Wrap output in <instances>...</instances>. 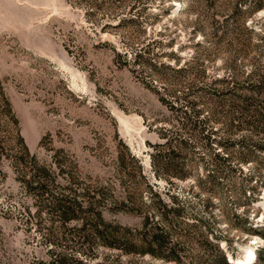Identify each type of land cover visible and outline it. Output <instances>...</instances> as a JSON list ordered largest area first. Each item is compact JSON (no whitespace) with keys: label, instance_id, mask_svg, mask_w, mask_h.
<instances>
[{"label":"rangeland","instance_id":"obj_1","mask_svg":"<svg viewBox=\"0 0 264 264\" xmlns=\"http://www.w3.org/2000/svg\"><path fill=\"white\" fill-rule=\"evenodd\" d=\"M263 72L264 0H0V264H264V125L215 92Z\"/></svg>","mask_w":264,"mask_h":264},{"label":"trees","instance_id":"obj_2","mask_svg":"<svg viewBox=\"0 0 264 264\" xmlns=\"http://www.w3.org/2000/svg\"><path fill=\"white\" fill-rule=\"evenodd\" d=\"M254 4V3H253ZM261 4L255 3V7H259ZM250 79V78H249ZM248 79V80H249ZM222 83L224 82V79L219 80ZM221 91H215L216 95L221 93H231L233 95L232 97V103L229 104V112H237L238 117L243 120L245 123H252V124H263L264 125V72L259 74L258 79H253L247 82L244 81L242 83L237 82L236 84L231 85L230 87H223ZM244 90V91H243ZM248 118V119H247ZM185 126L191 128V126H188L187 121L182 122ZM168 141V140H167ZM179 145H183L186 142L183 139H179L177 142ZM164 144V143H163ZM162 143H157L153 145V152H151L152 160L155 159L157 164L162 169L165 170H179L181 167H178L179 163L176 161L173 157L174 152L165 149H162ZM157 204L159 208L161 209V216L166 215L168 212H178L179 207L169 206L168 203L164 202L162 199H157ZM55 206L57 207L59 211L60 217L63 219L71 218L72 216H76V212L82 211L77 204V202L71 201V202H63V201H56ZM94 218V223H92V231L94 234H96L98 237L102 238L104 241L111 243V241H120L125 244V246H131L130 241H128V236L131 235L130 230L128 227L119 226V225H111L107 223L100 211H93L91 212ZM149 216L146 215L143 219V231H144V237L143 240L146 241L148 247L147 251L155 253L153 247L157 248H163L168 247L169 254L165 255L168 259H173L179 261L177 255H175V247L174 245L168 246V231L166 229H163L159 224L156 222H151L152 224V232H149V229L147 228V223L150 222ZM149 234V236L147 235ZM127 240V241H126ZM122 244V243H121ZM208 244H212L211 242H208ZM213 246V245H212ZM257 257L260 258V255L262 252H264V247H259L257 249ZM220 259L224 264H228V262L225 260V257L222 252H220ZM62 263L65 262L64 259L60 260ZM76 264H83L80 261H77Z\"/></svg>","mask_w":264,"mask_h":264},{"label":"bare ground","instance_id":"obj_3","mask_svg":"<svg viewBox=\"0 0 264 264\" xmlns=\"http://www.w3.org/2000/svg\"><path fill=\"white\" fill-rule=\"evenodd\" d=\"M255 256V251L254 249L248 247V250H247V253H245L243 256H240V257H236V258H233L232 259H236V263L238 264H245L249 261H251V258ZM231 258V257H230Z\"/></svg>","mask_w":264,"mask_h":264}]
</instances>
